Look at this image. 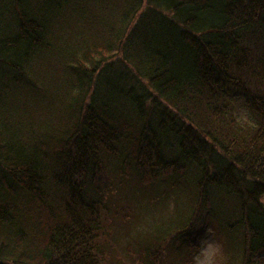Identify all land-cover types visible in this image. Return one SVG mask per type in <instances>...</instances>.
<instances>
[{
	"label": "trees",
	"instance_id": "obj_1",
	"mask_svg": "<svg viewBox=\"0 0 264 264\" xmlns=\"http://www.w3.org/2000/svg\"><path fill=\"white\" fill-rule=\"evenodd\" d=\"M132 182L177 210L134 262L263 264L264 0H0V264H106Z\"/></svg>",
	"mask_w": 264,
	"mask_h": 264
},
{
	"label": "rangeland",
	"instance_id": "obj_2",
	"mask_svg": "<svg viewBox=\"0 0 264 264\" xmlns=\"http://www.w3.org/2000/svg\"><path fill=\"white\" fill-rule=\"evenodd\" d=\"M130 187L132 189L129 188L128 192L122 190L120 193L119 188L113 190L106 199L105 206L111 208L112 212L109 224V235L112 243L104 247L109 255V261L106 264H144V260L146 261L147 257L142 253L137 261L134 262L132 259V254L140 251L138 248L142 244V237L150 235L152 231H155V228L162 225V222L167 224L177 216V210L173 209V204L169 202L170 199L160 201L156 195L150 194V192L142 193L139 188L136 190L133 182ZM128 202L137 207L136 214L130 212L128 207L130 203ZM132 208L133 211L136 209L134 206ZM199 235V237H195L196 245L191 248V251H185L184 246L181 245L182 242L175 245L177 253L173 254L171 249L167 250L166 253L170 255L171 259L173 257L177 261L174 264H179L181 258L184 261V253L187 256L190 255L191 258L193 250L199 247V242L202 238L220 240L224 243L221 231L212 220L208 222L202 234ZM181 253L182 255L180 256ZM258 258L264 264V254H261ZM157 264L170 263H167V259L161 256ZM186 264H192V261Z\"/></svg>",
	"mask_w": 264,
	"mask_h": 264
},
{
	"label": "clouds",
	"instance_id": "obj_3",
	"mask_svg": "<svg viewBox=\"0 0 264 264\" xmlns=\"http://www.w3.org/2000/svg\"><path fill=\"white\" fill-rule=\"evenodd\" d=\"M192 264H232V258L220 240L202 238L193 250Z\"/></svg>",
	"mask_w": 264,
	"mask_h": 264
}]
</instances>
